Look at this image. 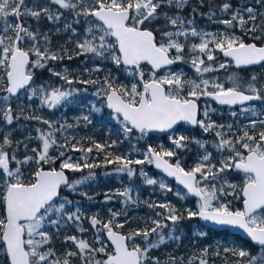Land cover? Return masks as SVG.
Returning a JSON list of instances; mask_svg holds the SVG:
<instances>
[{"label":"snow or ice","instance_id":"6c2138e0","mask_svg":"<svg viewBox=\"0 0 264 264\" xmlns=\"http://www.w3.org/2000/svg\"><path fill=\"white\" fill-rule=\"evenodd\" d=\"M256 2L264 6V0ZM188 3L189 0H48L46 5L30 7L27 0H0V93H3L0 96L3 105L0 123L11 126L21 118L23 109L18 114L12 102L13 98L19 100L22 95L28 101L38 99L40 106L48 109L72 102L77 89L52 83L37 84V73L46 69L69 86L76 82L98 85L93 95L104 99L126 137L134 133L144 138L151 132H174L180 124L212 133L216 138L214 147L220 154L215 163L205 141L180 134L169 136L171 149L161 147L157 150L149 145L143 152V159L135 160L106 153L105 164H115V171L126 173L129 178L137 174L134 165L154 164L156 169L182 185L187 194L198 198L195 210H186L187 218L199 217L218 226L238 228L246 234L257 248V254L244 248L225 247L224 252L239 258L235 264H264V118H259L264 117V108L258 111L249 104L251 101L264 103V83L258 84L256 74L242 79L232 73L227 77L229 86H226L218 77L206 75L225 69L229 64L237 69L254 65L264 68V12L248 6L234 12L230 19L220 21L226 29L238 27L252 41L246 42L244 36L230 31L214 34L197 29L194 24L196 8H192L193 18L180 14ZM200 3L203 5V0ZM231 7L225 2L220 10L228 12ZM66 12L72 14L75 24L83 20L87 25L85 38L77 42V55L91 54L96 60L110 61L132 78L130 86L117 85L111 74L102 81H75L66 69L58 72L49 66L50 61L62 60L63 56L49 47L48 35L34 30L27 20L30 18L39 23L46 19L58 24ZM199 14L207 15L209 19L215 15L214 12ZM258 19L260 23H257ZM158 21H162L159 26ZM64 30L76 32L73 24L67 22ZM218 53L228 59L218 63ZM68 58L72 59L71 56ZM177 64H188L196 76L187 77L183 70L172 67ZM94 70L100 71L99 65ZM202 98L203 105L199 103ZM209 100L230 108L240 105L239 113L230 112L232 117L258 118L248 119L246 125L235 129L231 123L218 124L211 119L210 114L216 109ZM93 110L100 111L95 105ZM23 118L40 121L49 130L36 129L39 147H33L29 155L28 145L24 144L23 158L17 155L21 141L14 146L10 131L0 137V264H72V257L79 258L81 264H160L150 252L166 241L162 229L169 225L163 221H170L175 226L185 218L170 203L148 204L149 208L165 209L166 213H156L163 219H151L152 227L131 232L122 231L127 220L120 222L117 218L123 213L110 209L107 220L94 215L89 218V223L96 233L95 242L65 235L64 242L71 243L73 249L57 256L50 229L59 236L62 226L73 223L78 231H86L80 227L83 219L80 208L74 212L67 210L72 202L60 197L61 187L75 191L94 179L89 173L70 181L65 170L77 172L98 167L87 162V154L92 153L93 148L104 151L105 145L96 142L87 148L72 145L71 151L85 154L84 162L80 163L66 155L67 139L60 144L55 138V132L71 125L57 127L35 115H23ZM83 119L91 122L88 116ZM257 125H260L258 132ZM190 142L204 152L194 166L185 168L178 150L187 149ZM54 148L56 155L50 153ZM174 157L175 162H172ZM33 165L30 179H25L23 169ZM229 172L242 174L241 182L229 180L226 175ZM139 175L146 185L173 191L163 179L150 177L143 168L139 169ZM132 192L131 187H126L114 195L135 204L137 201ZM176 195L185 198L179 191ZM112 199L113 195L106 194L105 202ZM233 201H239L242 207H233ZM153 235L155 240L150 239ZM138 237L141 242L137 241ZM167 239L179 237L169 233ZM203 252L207 254L208 249ZM170 264H176L175 258ZM199 264H208V261L199 259Z\"/></svg>","mask_w":264,"mask_h":264},{"label":"trees","instance_id":"16d2710c","mask_svg":"<svg viewBox=\"0 0 264 264\" xmlns=\"http://www.w3.org/2000/svg\"><path fill=\"white\" fill-rule=\"evenodd\" d=\"M27 2L28 5L34 4L32 0H27ZM225 2L232 5L230 11L236 10L240 5H245L244 3H249L247 5L254 6L257 9L264 8V6L258 4L256 0H203V5H201L200 1L198 0H189L188 6H186L180 14L185 18H193L192 8H196L197 12L194 15V24L197 29H206L207 31L214 34L224 31H230L238 36H244V33L238 27L235 29H226V26L224 24L220 22L213 23L210 19L207 18V15L199 14L209 12L220 13V9ZM35 5L43 6V4L40 2H36ZM172 11L175 12L176 9H172ZM230 18L231 16L227 15L222 16L221 19L223 20ZM70 21H72L73 27L76 29V32L81 34V36H79V39H74L73 41L70 39V34L72 31L64 30L63 27V23H69ZM27 23L31 25L34 30H38L42 34H47L51 41L49 47L53 51H56L63 56L62 60L50 61V67L54 68L58 72L65 71V69L67 71L70 70L85 72V69H88L90 67V70L92 71L93 67H97V65H99L100 71H98L97 73L94 72L93 77L95 80L100 81L102 80V78H105L103 72L107 71L108 65L92 58L91 54L87 55V57L82 55L75 57L78 52V49L76 47L77 42L82 41L83 37H85L86 35L84 29L87 25L84 24L83 20L80 24L77 25L73 22L72 14L66 12L65 19L61 20L58 24L51 23L46 19H43L39 23H37L35 20L30 18L27 20ZM257 23H260L259 19L257 20ZM160 24H162V21L157 22L158 26ZM57 29L60 30L57 31ZM244 38L246 42H252L247 36H244ZM257 43L259 44L260 42L257 41ZM73 46H75L74 50ZM69 56H71L72 59H69ZM219 58L222 61H225L222 57V54H219ZM177 66L178 64L176 65V67ZM39 72H42L41 76H45V72L48 71L46 69H41L39 70ZM113 72H117L116 77L117 81L120 84H122L123 81H126L127 78L123 70L116 67ZM231 72L238 73L242 79H247L251 75L256 74L259 78L258 84L264 83V74L260 70H258L257 67L249 70H239L236 69L232 64H230L227 70H220L216 72V75L221 78H225L226 74ZM37 76V81H39L41 77L40 75H38V73ZM50 77L54 79L53 76ZM81 78L83 79V77ZM95 86L98 87V85ZM62 87L68 89H76L77 85L72 84L71 86H69L64 84L62 85ZM93 89L94 87H90V89L88 88V92L81 91L82 95L78 93L77 96H74L77 93L75 92L73 97L71 98V103H82L84 98L86 99V101H88L90 98L89 93ZM102 101H104V99ZM12 104L14 110L18 114L21 112V109H23V115L40 116L44 120L53 122L57 127L60 124L71 125L72 131L74 132L73 134H76L75 137L56 139L60 144H64L67 139L68 147L66 150V155L72 156L74 160H77L81 163L84 162L85 154L83 152L71 151L72 145H82L85 148L92 147V142H94V140H92V138H90L88 134L84 135V133L82 134L81 132H78V130H82L86 126L84 120L78 115L80 111L79 109H55L52 111L46 107H41L38 99L28 101L26 97H24L21 104L17 105V103L15 102H12ZM102 107V116H97L95 114L92 120V124H89V127L91 128V126L94 125L101 129L102 134L96 137L100 142L111 143L116 140V143L112 148H110L109 146H105L104 151H97L95 148H93L92 153L87 154V162L99 165L98 167H94L92 169L85 168L83 169V171L79 172H70V181L72 178L80 179L83 176L89 175V173L94 176V179L86 182V184L80 188L87 196L86 198H84L87 200V202H81L80 204V211L86 213L85 217H83L82 221L80 222V226L83 229H86V231L79 233L77 231V227H75L74 224L71 223H69V225H71L72 229L69 228V225L62 226L59 236L55 235L54 230L50 229V231L53 233L52 246L55 248L58 257H61L66 250L73 249V246L70 243L64 242L65 235L83 234L88 238L87 241L92 242L90 239V235L92 232H95V230L89 225L90 215H96L102 220H106L107 216L110 215V209L113 212L120 211V213L123 214L121 215V217H119V221L123 222L125 221V219L127 220V223H125V226L122 229L123 232H131L137 229H143L145 227H152L153 225L151 224V219H163L162 216H157L156 213H166V210L159 207L149 208L148 204L150 203L157 205L161 203H170L179 212L183 213L185 217L184 219L180 220L175 226H173L170 221H163L164 223L169 225L168 227L162 229L163 234L166 236V241L164 244L160 245V247L152 249L150 252V256L158 258L160 264H170L172 258H175L176 264H189V261H191V264H199V259H206L208 261V264H223V261L226 264H235V261L239 258L233 256L230 252H224V245L222 244V241H233L241 248L250 250L252 254H257V248L241 237L233 235L229 231L209 230L203 226L202 219H200L199 217L187 218L186 210L194 208V199L187 197L186 203H184L179 198V196L175 195L173 192L161 190L158 185H146L143 181V178L139 175V169L143 168L146 172H151L152 175L159 176L152 165H134L133 167L137 169V174L135 176L129 178L126 173H122L121 176L116 177V165L105 164L106 153H111L113 157L123 155L129 156L133 160L143 159V152L149 145L157 150H160L161 147H163L164 149H168L169 146L167 147L166 145L169 144L168 141H166L167 137L165 136L163 138H159L147 135L145 138H140L139 134L134 133L132 136H137V138H127L123 130L119 127H116L115 125L111 129L109 137L105 138L106 136H104V131L109 125L108 118H112L114 117V115L107 112L104 102H102ZM23 115H21V118L18 121H15L14 124L10 126L13 133V144L16 145L17 141L22 142L17 152V155L20 158H23L25 154L24 144L28 145L29 155L31 154V149L33 147H39V144H35L33 140L23 141V138L25 137H35V134L29 131L31 128H39L44 131L49 130L48 126L43 124L42 122L37 120L24 119ZM248 119H250V117L246 118V120H244L243 122H248ZM70 122H72V124ZM8 129L9 125L0 123V137H2L3 134L7 133ZM259 130L260 125H257L256 131L258 132ZM68 133L69 132H67L66 134ZM78 134L88 136V138H80L78 137ZM162 139L166 141L165 144L161 143ZM195 146V144L190 142L187 149L178 150L179 159L186 168H188V166H186L183 155H187L188 152H190V149H194L196 151L197 148ZM172 147L173 146H170V148ZM50 153L52 155H56L57 149H51ZM174 161L175 159L172 158V162ZM34 167V165L31 167L25 166V168L23 169L25 179H30V174L34 170ZM45 167L48 166L46 165ZM56 167H59V161L57 162ZM169 183L175 186L174 182ZM126 187H131L133 189L132 196L134 198H136L135 196L139 197L136 199L137 203H126L123 197L114 195L118 190H123ZM66 189L67 188L62 191V196H68ZM106 194L113 195V199L105 202ZM71 198L74 199L73 204L75 205V202H77L76 198L82 197L72 195ZM233 207L235 206L233 205ZM173 228H175V231L173 230ZM169 233L178 236L179 239H167ZM201 233H206V235H201ZM138 239L140 238L138 237ZM150 239L155 240L156 236L153 235L152 237H150ZM217 247H219L220 251L224 253L223 256L219 255L210 257V254L217 251ZM205 248L208 249V253L203 254V256L201 257L198 252ZM71 261L72 264H80L76 263L77 260L75 259V257H72Z\"/></svg>","mask_w":264,"mask_h":264},{"label":"rangeland","instance_id":"374dc122","mask_svg":"<svg viewBox=\"0 0 264 264\" xmlns=\"http://www.w3.org/2000/svg\"><path fill=\"white\" fill-rule=\"evenodd\" d=\"M40 2V3H42L43 5H46L47 3H48V0H32V2L34 3V4H31V5H29L30 7L31 6H33V5H35L36 4V2ZM198 1H200V0H198ZM245 5H240L239 7H237V9L236 10H233V11H228V12H220V13H215V15L214 16H212V18L210 19L213 23H218V22H220L222 19V16H227V15H232L234 12H236V11H240V10H242L243 8H246V7H248V6H251V5H247V4H249V3H244ZM53 10H55V8L53 9ZM258 10L259 11H261V12H264V8H258ZM245 14V16H246V13H244ZM207 18H208V16H207ZM65 19V16L62 18V20H64ZM209 19V18H208ZM69 23H72V21H70ZM64 24L65 23H63V27H64ZM200 30H204V31H206V32H209V31H207L206 29H200ZM209 33H211V32H209ZM236 35V34H235ZM79 36H81V34L80 33H77V32H75V33H73V32H71V34H70V39L73 41L74 39H79ZM238 36V35H237ZM85 37H83V39H84ZM89 38H91V37H89ZM82 39V38H81ZM192 41H194V42H199V40L198 39H195V38H190ZM75 49V46H73V50ZM74 55V54H73ZM77 56H79V55H77L76 54V56L75 57H77ZM82 56H85V55H82ZM85 57H87V56H85ZM225 60V59H224ZM99 61V60H98ZM101 62H103V64H106V65H108L107 66V71H104L103 72V74L105 75V76H107V75H109V74H111V76L112 77H114L115 78V80H114V82L117 84V85H120V83L117 81V72H113V70H115V68H116V66L114 65V64H112L110 61H101ZM219 62H223L220 58H219V54H218V63ZM85 64V63H84ZM230 65V64H229ZM228 65V66H229ZM233 65V64H232ZM85 66V65H84ZM96 67H93L92 68V71H87V76H88V78L89 79H94V75H93V73L95 72V73H97L98 71H95L94 69H95ZM228 68V67H227ZM227 68H225V69H221V70H227ZM258 68V70H260L263 74H264V68H261V66H259V67H257ZM91 68L89 67L88 68V70H90ZM174 69H177V70H183V72L186 74V76L187 77H190V78H194L195 76H196V74H195V72H194V70L188 65V64H178V66L176 67V68H174ZM234 73V72H233ZM163 74V73H162ZM229 74H232V72L231 73H228V74H226V77L225 78H221V77H219L218 75H216V72H214V73H210V74H206L207 75V77L208 78H214V77H218L219 78V80L221 81V82H224L225 83V85L226 86H229V82H228V80H227V77H228V75ZM238 74V73H237ZM125 75H126V81H123L122 82V84H124V85H129L130 86V84L133 82L132 81V78L131 77H129V76H127V74L125 73ZM239 75V74H238ZM240 76V75H239ZM102 80H103V78H102ZM101 80V81H102ZM37 84H40V83H37ZM91 87L93 88L94 87V89L89 93V95H90V98H89V100L88 101H86V99H84L83 100V103L81 104V109H79L80 111H79V113H78V115H79V117L80 118H82L83 119V117L84 116H88V118H89V121H91L90 123L88 122V121H86V120H84V123H85V125H86V127H85V129L87 130V134L90 136V138H92V140H94V142H96V143H100V144H102V145H105V146H109L110 148H112V147H114L115 145V143H116V140H114L115 141V143L113 144V142H100L99 140H98V138H96L98 135H101L102 133H101V129L99 128V127H96V126H94V125H92L91 126V128L89 127V124H92V120H93V117H94V115L96 114L97 116H102V113H103V107H102V102H104L105 103V101H102L103 100V98L102 97H97L96 95H93L96 91H97V86H95V85H91ZM83 92H88V90H85V91H83ZM78 93L79 94H81L82 95V93L81 92H79V91H77V93L74 95V96H77L78 95ZM3 95V93H1L0 94V96H2ZM24 97L25 96H21L20 97V99L19 100H15V103H17V105L18 104H21L22 102H23V99H24ZM202 100H203V104H204V99L202 98ZM208 103H210L211 104V106L213 107V108H215L216 109V111L215 112H212L211 114H210V116H211V119L212 120H214V121H216L218 124H224V125H227V124H233L234 125V129L235 128H237L238 126H240V125H246L248 122H243L244 120H246V118H248V117H245V116H240V115H238L237 117H232L231 115H230V112L231 111H236L237 113H239L240 112V108H236V109H221V108H219V107H217V106H215L213 103H211V102H209L208 101ZM261 103V104H260ZM93 105H95V107L96 108H99L100 109V111L99 112H96V111H94L93 110ZM252 106H255L256 107V109L259 111V110H261L262 108H264V103H262L261 101H259L257 104H255V105H252ZM0 107H3V105L2 104H0ZM50 110H52V109H50ZM53 111V110H52ZM250 117V119H257L258 117H251V116H249ZM259 118H264V117H259ZM109 119V121L110 122H115V124H117L116 125V127H119V128H121L122 129V125L119 123V121L118 120H116L115 119V117H112V118H108ZM113 127H112V125H108V127L106 128V130L104 131V136H106L105 138H108L109 137V135H110V131H111V129H112ZM36 129L37 128H31L29 131L30 132H32V133H34L35 134V137L37 136V131H36ZM226 130V129H225ZM11 132V136H13L12 134V129H11V127L9 126V129L7 130V133L8 132ZM201 131V135H203L202 136V138H197L196 137V135L199 133ZM180 134H183V135H185V136H188V137H195V138H197V139H200V140H202V141H205L206 142V148H207V150L209 151V152H211L212 153V162L213 163H215L216 161H217V159L219 158V153H217V151H216V149H215V147H214V143H215V137H214V135L212 134V133H204V132H202V130L200 129V128H197V130L195 129V130H192V129H181L180 131H178V132H175V134L174 135H180ZM35 137L34 138H30V137H25V138H23V141H27V140H33L34 141V143L35 144H40V142L38 141V140H36L35 139ZM145 138V137H144ZM207 138H209V139H207ZM166 141H168V144L169 145H166L167 147L169 146V148L168 149H171L170 148V146H173L172 144H171V142H170V140H169V138H167L166 139ZM166 141L164 140V139H162L161 140V143H163V144H165L166 143ZM193 143V142H192ZM193 144H195V143H193ZM14 145V144H13ZM196 145V144H195ZM15 146V145H14ZM197 149H196V151L194 150V149H190V152H188V154L187 155H183L184 156V159H185V162H186V166H188V168H190V167H192V166H194L197 162H198V160L200 159V157H201V155L203 154V152H204V150L203 149H200L199 147H198V145H196L195 146ZM50 152H51V149H50ZM174 159H176L175 157H174ZM181 161V160H180ZM175 162V161H174ZM182 163V162H181ZM182 165L184 166V164L182 163ZM185 167V166H184ZM186 168V167H185ZM115 174H116V177H118V176H121V174L122 173H117V172H115ZM227 175V178L229 179V180H231L232 182H234V183H240L241 182V179H242V174H238V173H234V172H229V173H227L226 174ZM150 177H153V178H156V179H163L164 181H165V183L166 184H168L172 189H173V193L176 195V192L177 191H179L180 193H181V195H184L185 196V198L184 199H181L180 197V199L182 200V202H184V203H186V200H187V197H189V195L184 191V190H182L181 188H179V187H177V186H173V185H171L170 183H169V181L168 180H166L165 178H163L162 176H156V175H150ZM86 184V183H85ZM85 184H82V185H80V186H78V188L75 190V191H71V190H69L68 188L66 189L67 191V193L69 194V196H62L61 195V198H64V197H66L68 200H70L72 203L70 204V205H68L67 206V210L69 211V212H74L75 210H76V208L77 207H81V202H87V200L86 199H84V198H86L87 196L83 193V190L82 189H80L81 187H83V185H85ZM67 194V195H68ZM72 195H75V196H80V197H82V198H76V201L77 202H75V205L73 204V202H74V199L73 198H71V196ZM138 195V194H137ZM136 198H134L135 200L137 199V198H139V197H137V196H135ZM227 199H229V200H231L232 198L231 197H228ZM241 203L239 202V201H233V205L235 206V207H242V204L240 205ZM196 206H197V200H195V202H194V208H191V209H193V210H195V208H196ZM81 212V211H80ZM117 213H120V211H116ZM85 214L86 213H83V212H81V215H82V217H85ZM91 214H92V212H91ZM90 217H92V215H90ZM89 217V218H90ZM110 217V215L109 216H107V218H106V220L108 219ZM119 217H121V215L119 216ZM119 217L117 218L118 220H119ZM71 224H73V223H71ZM67 226L69 225V223L68 224H66ZM90 225V224H89ZM74 226L75 227H77V225H75L74 224ZM81 227V226H80ZM69 228L70 229H72V227H71V225H69ZM77 231H78V229H77ZM79 233H82V232H80V231H78ZM76 236H78V237H80V238H83V239H85V240H88V238L86 237V236H84L83 234H80V235H76ZM90 239H91V241H92V243H94L95 242V232H92L91 233V235H90ZM137 241L138 242H141L140 241V239H138L137 238ZM71 244V243H70ZM222 244L224 245V248L225 247H228V248H231V247H238V248H241L239 245H236V243L235 242H233V241H229V242H223L222 241ZM72 245V244H71ZM216 252L215 253H212V254H210V257H212V256H219V255H221V256H223V254L224 253H222L221 251H220V249H219V247H217L216 248ZM217 252H219V255H217L216 253ZM198 254L202 257L203 256V254H205L204 252H203V249L202 250H200L199 252H198ZM75 259L77 260L76 261V263H80L81 264V261H80V259L79 258H77V257H75ZM220 261H221V259H220ZM223 264H226L224 261H223Z\"/></svg>","mask_w":264,"mask_h":264},{"label":"flooded vegetation","instance_id":"af4514ba","mask_svg":"<svg viewBox=\"0 0 264 264\" xmlns=\"http://www.w3.org/2000/svg\"><path fill=\"white\" fill-rule=\"evenodd\" d=\"M61 72H64V71H61ZM67 73L69 74V76H70V78H72V79H74L75 81H80V80H88L89 78H88V76H87V71H85V72H81V71H67ZM45 76H41L42 75V72H38V75H40V79H39V81H37V83H40V84H46V83H52V84H54L55 86H62V85H64L65 83L62 81V80H60L58 77H55V76H53L54 77V79H52L50 76H52L49 72H45ZM162 74V73H161ZM81 77H83V79L81 78ZM56 79V80H55ZM73 84H76L77 85V90L79 91V92H81V91H85V90H88V88L90 89V87H91V85L92 84H82V83H78V82H76V83H73ZM92 88V87H91ZM82 89H84V90H82ZM85 99V98H84ZM13 102H15V98H13ZM209 102H211V101H209ZM83 103V102H82ZM82 103H66V104H64V105H62V106H60V107H58V108H56V109H73V110H76V109H81V104ZM199 103H201V105H203V100L201 99V101L199 102ZM212 103V102H211ZM52 110H55V109H52ZM225 110V109H224ZM109 114H111V113H109ZM114 115V114H113ZM77 122H78V120H77ZM71 124H72V122H70ZM108 123L110 124V125H112V127H114V125L116 126L117 124H115V122H110V121H108ZM67 124H69V123H67ZM60 125H62V124H60ZM59 125V126H60ZM58 126V127H59ZM86 127V126H85ZM85 127L82 129V130H78V132H81L82 134L84 133V135H87V133H85V132H87V130L85 129ZM192 129V130H195V129H193V128H191L189 125H187V124H183V125H181L176 131H174V132H171V133H169V134H167V135H164L165 137H167V138H169V136L170 135H174L175 134V132H178V131H180L181 129ZM198 128V127H197ZM197 130V129H196ZM67 132H69L68 134H66ZM74 132L72 131V127H67V128H64V129H62L61 131H58V132H55V138H73V137H75L76 136V134H73ZM138 134V133H137ZM79 136L78 137H80V138H88V136H83V135H81V134H78ZM149 135V134H148ZM150 136H152V135H150ZM164 136H161V137H159V138H163ZM202 136L203 135H201V131L196 135V137L197 138H202ZM127 138H129V137H127ZM130 138H137V136H132V137H130ZM74 161H77V160H74ZM81 163V162H80ZM153 166V165H152ZM66 172H67V174H68V176H69V179H70V172L72 173L73 171H69V170H65ZM145 171V170H144ZM79 172V171H78ZM146 172V171H145ZM148 173V175L150 176L152 173L151 172H147ZM74 180H77V179H74V178H72L71 179V181H74ZM63 193V192H62ZM68 196H69V194H68ZM73 196H75V195H73ZM60 197H61V195H60Z\"/></svg>","mask_w":264,"mask_h":264},{"label":"water","instance_id":"95a60500","mask_svg":"<svg viewBox=\"0 0 264 264\" xmlns=\"http://www.w3.org/2000/svg\"><path fill=\"white\" fill-rule=\"evenodd\" d=\"M222 57H223V55H222ZM223 58H224L225 60L228 59V58H225V57H223ZM233 66H234V65H233ZM172 67L174 68L175 65H173ZM234 67H235V66H234ZM255 67H259V65H254V66H250V67H248V68L239 69V70H248V69L255 68ZM235 68H236V67H235ZM236 69H237V68H236ZM258 102H259V101H251V102H249V104H250V105H255V104H257ZM212 103H214V104H215L217 107H219V108L236 109V108H240V107H241L240 105H237V106H233L232 108H230L229 106H221V105H218V104H216L214 101H212ZM106 109H107V111H108L109 113L113 114V113H112V110L108 109L107 107H106ZM181 125H183V124L178 125L177 128H176V130H177ZM189 126H190L191 128H193V129L197 128V127H193V126H191V125H189ZM176 130H175V131H176ZM171 132H173V131H169V132H151V133H149V135H152V136H155V137H161V136L167 135V134H169V133H171ZM138 134H139V133H138ZM152 165H153L155 171H156L158 174H160L162 177H164V178L167 179L168 181L174 182L178 187L182 188L183 190H185V191L187 192V190L184 189L182 185H178V184L176 183V181H175L173 178H171V177H167L166 174L163 173L161 170L156 169L154 164H152ZM65 174H66V176H67L68 179H69V176H68V174H67L66 171H65ZM64 188H65L64 186L61 187L60 194H61V192H62V190H63ZM189 196H190L192 199H195V200L198 199L197 197L191 196L190 194H189ZM202 224H203V226H204L205 228H207V229H209V230H214V231H229L231 234L236 235V236H239V237H241L242 239H244V240L250 242V240H249V238L246 236V234H245L242 230H240V229H238V228L218 226V225H215V224H213V223H211V222H206V221H204V220H202ZM250 243H251V242H250ZM253 246H254V245H253ZM254 247H255V246H254Z\"/></svg>","mask_w":264,"mask_h":264}]
</instances>
